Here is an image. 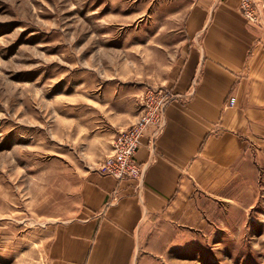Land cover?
I'll list each match as a JSON object with an SVG mask.
<instances>
[{
  "label": "rangeland",
  "instance_id": "rangeland-1",
  "mask_svg": "<svg viewBox=\"0 0 264 264\" xmlns=\"http://www.w3.org/2000/svg\"><path fill=\"white\" fill-rule=\"evenodd\" d=\"M193 1L0 0V264L46 259L83 175L109 156V116L141 114ZM251 162L257 178L203 230L167 233L163 255L134 264H264V152Z\"/></svg>",
  "mask_w": 264,
  "mask_h": 264
},
{
  "label": "crops",
  "instance_id": "crops-1",
  "mask_svg": "<svg viewBox=\"0 0 264 264\" xmlns=\"http://www.w3.org/2000/svg\"><path fill=\"white\" fill-rule=\"evenodd\" d=\"M239 6L240 0H194L175 22L167 69L154 85L174 100L158 139L149 129L141 141L142 179L85 173L78 208L50 229L42 264L156 258L167 251V233L203 230L221 202L235 200L238 184L257 178L251 153L264 152V9L257 27ZM139 116L112 112L104 156L112 154L117 131Z\"/></svg>",
  "mask_w": 264,
  "mask_h": 264
},
{
  "label": "built area",
  "instance_id": "built-area-1",
  "mask_svg": "<svg viewBox=\"0 0 264 264\" xmlns=\"http://www.w3.org/2000/svg\"><path fill=\"white\" fill-rule=\"evenodd\" d=\"M263 9L258 0H240L239 12L251 25L262 26ZM173 100L174 97L163 87H150L142 97L139 119L130 127L118 131L112 154L101 162L98 172L120 181L142 179L144 171L137 161L141 141L149 129H153V140L158 139L166 125V108ZM234 104L235 99L231 98L228 106Z\"/></svg>",
  "mask_w": 264,
  "mask_h": 264
}]
</instances>
